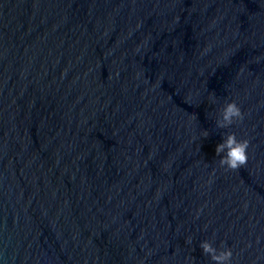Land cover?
Masks as SVG:
<instances>
[{
    "label": "water",
    "instance_id": "1",
    "mask_svg": "<svg viewBox=\"0 0 264 264\" xmlns=\"http://www.w3.org/2000/svg\"><path fill=\"white\" fill-rule=\"evenodd\" d=\"M204 241L264 264V0H0V264H216Z\"/></svg>",
    "mask_w": 264,
    "mask_h": 264
},
{
    "label": "clouds",
    "instance_id": "2",
    "mask_svg": "<svg viewBox=\"0 0 264 264\" xmlns=\"http://www.w3.org/2000/svg\"><path fill=\"white\" fill-rule=\"evenodd\" d=\"M220 119L217 120V127L227 128L237 120L243 119V114L240 107L235 101L228 102L224 105L220 112ZM207 133H205V136ZM249 148V141L247 139L238 140L235 133H230L223 139V142L218 144L215 151L216 155L220 156L221 153H225L219 160L221 166H226L227 169L238 170L245 166L248 162L247 149ZM200 247L203 253L211 256V259L216 264H229L232 256L230 249L220 251L212 246L208 241L201 243Z\"/></svg>",
    "mask_w": 264,
    "mask_h": 264
}]
</instances>
